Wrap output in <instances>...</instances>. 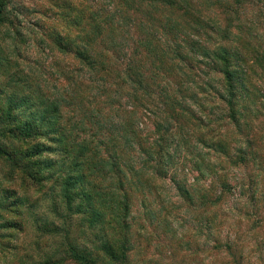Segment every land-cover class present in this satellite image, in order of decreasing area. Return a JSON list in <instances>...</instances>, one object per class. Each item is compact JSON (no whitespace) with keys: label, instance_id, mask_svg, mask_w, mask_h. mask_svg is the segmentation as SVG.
Wrapping results in <instances>:
<instances>
[{"label":"trees","instance_id":"16d2710c","mask_svg":"<svg viewBox=\"0 0 264 264\" xmlns=\"http://www.w3.org/2000/svg\"><path fill=\"white\" fill-rule=\"evenodd\" d=\"M95 1L63 7L66 21L54 44L74 63L65 70L55 62L56 81L63 78L66 85H56L51 94L37 86L26 97L28 115L14 96L0 102V157L8 181L17 186L5 190L3 210L19 218L3 229L24 233L29 217L39 233L34 253L12 243L15 233H4L9 239H3V264H134L136 196L152 193L154 180L168 174L173 146L191 145L198 123L208 127L194 108L196 76L207 78L198 86L215 93L239 123L241 65L228 47L232 28H242L241 8L248 0ZM11 2L0 0V27L13 26ZM256 2L264 9V0ZM216 76L224 80L220 88L213 83ZM144 119L152 121L151 131ZM205 144L219 148L234 165L249 158L241 151L232 155L221 140ZM221 181L216 193L214 185L188 188L180 181L176 189L187 210H198V222L211 238L207 258L243 264L236 244L222 238L226 217L218 210L230 185ZM33 192L43 198L26 209ZM43 201H49L45 213L32 219L33 207ZM180 246L191 250L188 241Z\"/></svg>","mask_w":264,"mask_h":264},{"label":"rangeland","instance_id":"374dc122","mask_svg":"<svg viewBox=\"0 0 264 264\" xmlns=\"http://www.w3.org/2000/svg\"><path fill=\"white\" fill-rule=\"evenodd\" d=\"M78 1L12 0L7 13L13 26L0 27L2 105L3 100L14 96L19 100L22 111L27 110L28 115L32 109L26 97L33 96L37 86L51 94L56 85H66L63 78L60 82L56 81L59 65L55 62L60 61L61 68L65 70L71 66L73 68L74 63L70 65L69 59L56 49L55 33L65 24L66 20L61 15L65 4L77 5ZM82 1L88 6L96 3L95 0ZM256 5V0H248L246 8H241L242 28H232L233 42L228 47L232 49V59L241 65L236 75L238 79L241 76V84L238 86V94L242 97L238 106L239 123L229 118V107L215 93L208 94L201 89L200 86H204L207 78L204 75L196 76L200 86L195 85L193 89V94H197L194 108L208 127L198 123L191 136V145L181 150L173 146L168 174L165 178L154 180L152 193L136 196L134 264H221L222 259L211 255L207 258L209 249H212L213 243L209 241L211 238L208 239L201 222H198L201 219L198 210L193 207L187 210L188 204L179 197L176 189L177 181H180L188 188L208 189L214 185L213 192L216 193L221 189V179L227 180L230 185L224 204L218 210L220 216L226 217L222 238L236 244L243 264H264V69L260 67V64H264V9ZM219 20L224 27L227 25L222 22L224 17L219 16ZM134 32L137 33L132 23V34ZM238 52H243L241 58L236 56ZM7 56L9 62L4 61ZM8 63L12 65L8 66ZM13 78L18 85H15ZM213 83L220 88L224 80L216 76ZM146 123V132L151 131L154 128L152 121L147 120ZM1 130L3 125L0 124ZM219 140L226 143L232 155L239 151L248 153L247 161L234 165L219 148H210L205 144L207 141L216 146ZM176 143L180 144L176 141L174 145ZM7 177L8 170L3 157H0V264H3V239H9L3 238L4 233L7 236L15 233L11 238L12 243L32 253L36 250L35 241L39 236L33 221L27 216L24 233L3 229L7 227V221L19 219L13 213L3 210L5 190L17 188ZM28 196L26 209L32 202L43 198V194L34 192ZM39 205L40 202H37V206L33 207L35 214L32 219L45 213V205H49V201ZM153 214L157 216L154 220L151 216ZM181 240L188 241L191 250L181 247ZM44 241L48 244L51 242L48 238H44Z\"/></svg>","mask_w":264,"mask_h":264}]
</instances>
